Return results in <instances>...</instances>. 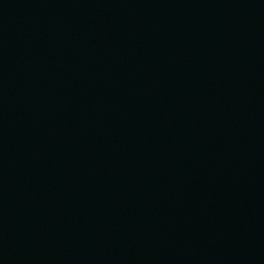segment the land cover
Instances as JSON below:
<instances>
[{
    "label": "water",
    "instance_id": "water-1",
    "mask_svg": "<svg viewBox=\"0 0 264 264\" xmlns=\"http://www.w3.org/2000/svg\"><path fill=\"white\" fill-rule=\"evenodd\" d=\"M0 264H264V0H0Z\"/></svg>",
    "mask_w": 264,
    "mask_h": 264
}]
</instances>
